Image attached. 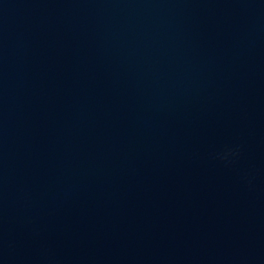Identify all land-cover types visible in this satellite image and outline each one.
<instances>
[{
  "label": "water",
  "instance_id": "obj_1",
  "mask_svg": "<svg viewBox=\"0 0 264 264\" xmlns=\"http://www.w3.org/2000/svg\"><path fill=\"white\" fill-rule=\"evenodd\" d=\"M0 264H264V0H0Z\"/></svg>",
  "mask_w": 264,
  "mask_h": 264
}]
</instances>
